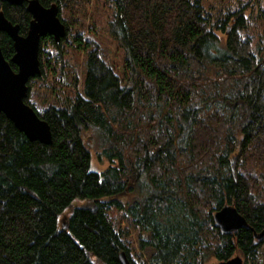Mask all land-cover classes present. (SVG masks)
Wrapping results in <instances>:
<instances>
[{"label": "trees", "instance_id": "1", "mask_svg": "<svg viewBox=\"0 0 264 264\" xmlns=\"http://www.w3.org/2000/svg\"><path fill=\"white\" fill-rule=\"evenodd\" d=\"M39 2L55 4L66 29L58 43L40 39L41 74L24 100L52 144L29 141L0 113V264H120L121 252L130 264L254 258L264 239L246 229L224 236L212 221L230 205L254 232L264 230V36L247 14L252 3ZM97 9L110 16L105 35L119 65L96 40ZM0 12L25 36V4L0 1ZM0 48L9 60L12 41L2 32ZM69 53L83 57V79L76 66L65 73ZM86 132L108 161L101 173L90 169ZM110 209L147 235L138 240L152 250L147 263L132 259Z\"/></svg>", "mask_w": 264, "mask_h": 264}, {"label": "water", "instance_id": "2", "mask_svg": "<svg viewBox=\"0 0 264 264\" xmlns=\"http://www.w3.org/2000/svg\"><path fill=\"white\" fill-rule=\"evenodd\" d=\"M0 1L14 7L25 4L26 11L31 16L27 32L25 36H21L18 26L8 21L3 12H0V32L11 39L14 51L12 57L6 60L0 48V113L29 141L49 146L52 144V137L48 124L24 100L28 96L29 80L41 74L38 58L40 39L50 36L58 43L66 36L65 26L59 18V8L55 4L43 7L39 0ZM11 65L16 67V71ZM212 221L224 236H232L240 229H246L253 233L257 243L264 239V230L254 232L233 206H223L213 214ZM119 262L130 264L124 252L120 253ZM214 264H243V260L236 255L225 262Z\"/></svg>", "mask_w": 264, "mask_h": 264}, {"label": "rangeland", "instance_id": "3", "mask_svg": "<svg viewBox=\"0 0 264 264\" xmlns=\"http://www.w3.org/2000/svg\"><path fill=\"white\" fill-rule=\"evenodd\" d=\"M202 6L209 10H219L222 9L223 7H240L243 3H252V10H249L247 14L250 16L251 20H257L255 22L254 26V32H257L258 30L262 32L264 36V0H200ZM90 8H93L92 2L89 6ZM91 11V10H90ZM262 11V15L258 16V18L255 19V14L259 13ZM91 14L93 15L92 11ZM97 20H98V26L97 28L95 27V35H96V40L106 49L109 50V54L111 57V61L115 65H119V62L121 61V53L117 50V47L113 42H111L110 39H108L105 35V27H106V19H109L110 16L106 15L105 13H102V11L97 9ZM88 19L92 22V19L88 17ZM95 24H97L95 22ZM92 28V25H90ZM253 32V33H254ZM223 37V36H221ZM71 58V59H70ZM84 59L81 55L72 53L69 56L64 57L63 59V64H64V71L65 73L71 74L73 72L72 70V65L76 66L79 71V78L83 79L84 76V69L82 67ZM67 92L68 90L65 89ZM85 134V133H84ZM86 141H84L86 148L91 154V163H90V169L93 172L101 173L106 170L108 167V161L101 157L99 158V155L101 154L100 152V147L99 143L92 138V133L91 132H86L84 135ZM88 204L87 201H82V200H75L72 203L73 207H84V205ZM109 216L112 218L114 225L122 230L124 232V237H125V242L126 245L131 253V257L133 260L137 261L138 263L141 262H148L149 257L152 254V250L150 249H144L140 250L139 245H138V240H139V234L141 233V236L147 237L145 233L139 232L135 227L133 226L132 222L130 219L126 218L123 213L118 212L114 209H110L107 212ZM71 215V209L67 208L63 211V213L59 217V225L60 227H65L66 226V220L69 218ZM243 264H264V245H259L257 248V253L254 258H248L247 260H243ZM217 261L211 258L207 264H214Z\"/></svg>", "mask_w": 264, "mask_h": 264}, {"label": "bare ground", "instance_id": "4", "mask_svg": "<svg viewBox=\"0 0 264 264\" xmlns=\"http://www.w3.org/2000/svg\"><path fill=\"white\" fill-rule=\"evenodd\" d=\"M63 43V42H62ZM259 62V61H258ZM207 68V67H206ZM43 89V88H42ZM51 95V94H50ZM104 150V149H103ZM119 175V174H118ZM153 189V188H152ZM151 190V189H150ZM135 192V191H134ZM124 195V194H123ZM253 202V201H252ZM133 217V216H132Z\"/></svg>", "mask_w": 264, "mask_h": 264}]
</instances>
